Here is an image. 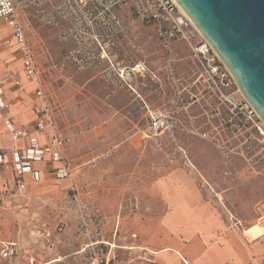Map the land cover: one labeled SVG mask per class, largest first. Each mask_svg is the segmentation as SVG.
Segmentation results:
<instances>
[{
  "label": "rangeland",
  "instance_id": "rangeland-1",
  "mask_svg": "<svg viewBox=\"0 0 264 264\" xmlns=\"http://www.w3.org/2000/svg\"><path fill=\"white\" fill-rule=\"evenodd\" d=\"M117 14L123 29H102L98 39L86 22L23 16L58 123L73 138L67 155L76 170L73 179L28 177L24 187L10 170L0 179V264H85L81 209L116 243L119 264H160L151 238L164 202L148 187L177 168L242 229L264 213V134L253 121L240 125L247 100L226 65L229 85L210 86L187 44L171 54L132 10ZM14 73L2 67L0 80L11 85ZM19 93L12 86L9 96ZM151 111L169 120L158 140L140 133Z\"/></svg>",
  "mask_w": 264,
  "mask_h": 264
},
{
  "label": "built area",
  "instance_id": "built-area-1",
  "mask_svg": "<svg viewBox=\"0 0 264 264\" xmlns=\"http://www.w3.org/2000/svg\"><path fill=\"white\" fill-rule=\"evenodd\" d=\"M54 1L56 8L64 12L65 22H86L88 27L95 32V39H98L99 35H103L101 31L105 28L109 29L112 35L120 32L123 25L117 11L121 8L132 10L136 19L155 29L162 45L171 54H174V46L177 43L187 44L194 56L204 66L210 86L229 85L225 81V64L176 0ZM28 3L27 0H0V22L12 30V34L4 38L0 45L8 46L16 41L19 45L18 52L23 61L24 78L17 79L15 85L20 89L32 85V93L39 100V116L36 121L32 125L16 127L13 119L4 114L5 110L12 107V102L7 99L0 82V121H3L11 129L15 142L27 140L25 145L15 146L12 149L10 166L19 178L30 174L34 180H40L41 173L34 167V163L49 155L53 161L60 164L55 169L57 178L73 179L76 168L71 166L66 152V148L73 142V138L71 135L65 134L58 126L50 96L44 87L43 74L34 46L26 33L23 16L28 17L29 15ZM140 65L138 69H134L136 66L131 68L128 74L141 72L144 66L142 63ZM239 108L241 109L240 113L245 109L247 115L245 121L240 125L246 126L248 122L253 121L264 134V122L262 119L255 118L260 116L254 107L247 101L245 106ZM149 117L147 127H144L140 132L141 136L146 140H158L163 130L168 127L169 120L164 113L158 111H151ZM32 131L36 134H33ZM40 136H46L48 142L43 144ZM4 162V155L0 153V163ZM20 186L24 187L25 185L20 181ZM81 212L78 228L84 239L83 251L88 250L89 252L85 264H119L116 243L102 238L101 223L97 221L96 217L87 214L83 209ZM5 255H8L7 249Z\"/></svg>",
  "mask_w": 264,
  "mask_h": 264
},
{
  "label": "crops",
  "instance_id": "crops-1",
  "mask_svg": "<svg viewBox=\"0 0 264 264\" xmlns=\"http://www.w3.org/2000/svg\"><path fill=\"white\" fill-rule=\"evenodd\" d=\"M5 29L9 31L0 35V43L12 34L11 28L0 22V32ZM18 46L16 41L8 46L0 45V69L5 67L15 72L11 85H8L6 80H0V82L7 99L12 102V107L5 110L4 114L13 119L14 126L22 127L32 125L38 118L39 100L34 96L28 100L27 95L24 96L32 93V85L24 89L15 85L17 79L24 78L23 61L18 52ZM8 56L17 60L18 65L7 66L11 64V62H5ZM12 86L20 91L15 98L9 96ZM58 126L65 134L70 135L60 127L59 123ZM39 138L43 144L48 142L46 136ZM26 143L27 140L15 142L11 129L0 121V153L5 158V162L0 163V179L6 178L9 170L14 183H18L19 186L20 181L26 185L27 178H32L30 174L19 178L10 166L12 149ZM69 147L70 145L67 146L66 152ZM59 165L49 155L34 163L42 179L45 175L53 174L56 179L61 180L55 173ZM148 192L164 202V210L153 228L151 238V241L159 246L156 250L152 249L156 252V254L153 253L156 262L160 264H264V213L258 218L259 223L242 229L203 194L196 177L184 168L171 170L161 176L149 185ZM255 229L257 230L255 236L247 232V230Z\"/></svg>",
  "mask_w": 264,
  "mask_h": 264
},
{
  "label": "water",
  "instance_id": "water-1",
  "mask_svg": "<svg viewBox=\"0 0 264 264\" xmlns=\"http://www.w3.org/2000/svg\"><path fill=\"white\" fill-rule=\"evenodd\" d=\"M264 122V0H177Z\"/></svg>",
  "mask_w": 264,
  "mask_h": 264
},
{
  "label": "flooded vegetation",
  "instance_id": "flooded-vegetation-1",
  "mask_svg": "<svg viewBox=\"0 0 264 264\" xmlns=\"http://www.w3.org/2000/svg\"><path fill=\"white\" fill-rule=\"evenodd\" d=\"M28 16L34 17L41 22H65V14L62 10H58L54 0H27Z\"/></svg>",
  "mask_w": 264,
  "mask_h": 264
},
{
  "label": "bare ground",
  "instance_id": "bare-ground-1",
  "mask_svg": "<svg viewBox=\"0 0 264 264\" xmlns=\"http://www.w3.org/2000/svg\"><path fill=\"white\" fill-rule=\"evenodd\" d=\"M176 2H177V0H176ZM178 3V2H177ZM179 4V3H178ZM180 5V4H179ZM180 7L182 8V6L180 5ZM183 9V8H182ZM184 10V9H183ZM185 11V10H184ZM214 49V48H213ZM135 69V68H134ZM263 121V120H262Z\"/></svg>",
  "mask_w": 264,
  "mask_h": 264
}]
</instances>
